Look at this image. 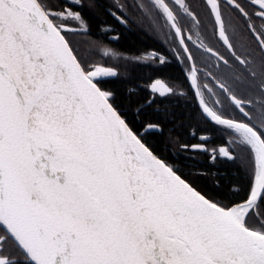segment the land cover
<instances>
[{
  "label": "snow or ice",
  "instance_id": "obj_1",
  "mask_svg": "<svg viewBox=\"0 0 264 264\" xmlns=\"http://www.w3.org/2000/svg\"><path fill=\"white\" fill-rule=\"evenodd\" d=\"M85 7L84 0L69 6L0 0V264H264V115L254 119L238 95L246 80L264 108V62L257 69L232 51L247 76L215 80L242 120L222 102L204 99L198 68L189 65L186 76L189 88L196 84L202 114L233 139L229 147L182 149L207 152L212 161L248 155V190L226 203L157 155L131 126L108 86L118 71L95 63L69 38L63 21L71 18L86 30ZM151 7L158 22L183 36L175 0ZM226 7L249 22L264 53V26L256 29L241 0H212L227 48L233 46ZM253 7L252 15L264 21V0ZM183 10L192 14L186 3ZM104 55L117 53L106 49ZM185 56L191 59L186 47ZM140 58L166 63L154 52ZM145 127L163 133L160 124Z\"/></svg>",
  "mask_w": 264,
  "mask_h": 264
},
{
  "label": "flooded vegetation",
  "instance_id": "obj_2",
  "mask_svg": "<svg viewBox=\"0 0 264 264\" xmlns=\"http://www.w3.org/2000/svg\"><path fill=\"white\" fill-rule=\"evenodd\" d=\"M221 2L223 3V0ZM241 2L251 15V23L259 30L264 26V21L252 15L256 11L253 7L255 0H241ZM71 3L72 0H60L58 6H69ZM175 3L179 6L183 17V36L173 34L168 26L157 21L154 9L151 7L156 4V0H108L106 10L110 19L103 20L93 36L96 53L100 58L99 65L113 67L118 71V76L115 78L124 77L129 81L130 101L138 105L135 110L131 108H123V110L134 130L141 133L145 142L157 155L182 169L186 166H204L205 160L209 164L219 162L244 164V160L248 157L247 153H242L237 160L225 159L221 156L212 161L207 152H185L182 149L183 145L194 144H205L209 149L229 147L233 139L202 114L197 102L199 93L194 95L192 91V88H196V84L193 83L192 88H189L186 76L189 75V65L198 68L200 80L206 86L204 99L209 103L222 102L226 111L234 118L242 120L243 117L233 110L229 99L220 93L215 80L218 77L235 79L237 76L242 78L247 76L244 68L233 57L232 51L241 59L254 61L257 69L264 62V53L259 51L256 40L249 31V22L234 8L226 7L223 12L225 32L233 46L229 49L223 43V38L219 36L214 12L210 11L212 0H175ZM185 3L189 6L191 15L184 12ZM84 20L88 24L85 16ZM63 22L71 31L74 28L85 30L84 26H80L71 18ZM87 24L86 31L90 34ZM128 35L139 36L143 45L124 48L123 37ZM185 47L191 59L186 58ZM106 49L114 51L117 55L105 56ZM209 49L212 51L209 52ZM150 52L161 54L166 63L160 65L151 59L140 58L141 54ZM219 56L227 59L229 66L223 65L218 59ZM157 80L160 81L159 84L155 83ZM168 87L173 89L171 94L164 91ZM155 89L160 91L157 92ZM161 92L164 94L161 95ZM238 95L248 105L244 111L254 119L264 115L259 93L249 89L246 80L239 84ZM167 106L170 113L165 115ZM181 108L189 111L178 113ZM183 117L192 120V127L189 130L180 125L179 120ZM149 123L160 124L163 133L147 129L145 126ZM157 135H165L164 137L172 139L174 146L172 148L161 146Z\"/></svg>",
  "mask_w": 264,
  "mask_h": 264
},
{
  "label": "trees",
  "instance_id": "obj_3",
  "mask_svg": "<svg viewBox=\"0 0 264 264\" xmlns=\"http://www.w3.org/2000/svg\"><path fill=\"white\" fill-rule=\"evenodd\" d=\"M59 1L60 0H54L57 6L59 5ZM107 1L108 0H84L86 7L83 10V15L88 20L90 34L86 30L80 28H74L72 29L73 31L69 32V38L72 40L74 46L98 65L100 58L96 53L97 50L95 48V40L93 36L100 23L103 20L109 21L110 19L109 13L106 10ZM123 40L124 48L127 49H130L131 47H141L143 45V41L139 36L128 35V37H123ZM108 86L117 92L118 100L123 105V108H131L133 110L137 108L138 104H132L130 101L128 92L131 91V86L126 78L110 79ZM137 95H140V93H137ZM188 111L187 109L184 110L181 108L178 110V113H186ZM169 113V107L167 106L165 115ZM140 121L142 122V120ZM179 122L181 127L187 130L192 127L191 118L183 117ZM167 128H169V126ZM164 136L157 135L160 145H166L169 148H172L174 146L173 140ZM183 173L185 176L192 179L198 188L202 189L209 196L215 199H220L226 203L241 199L247 192L252 180V169L248 157L244 160V164L239 165L236 164V162L209 164V162L205 160L204 166H186L183 168ZM234 186L240 189L238 193L233 191Z\"/></svg>",
  "mask_w": 264,
  "mask_h": 264
}]
</instances>
